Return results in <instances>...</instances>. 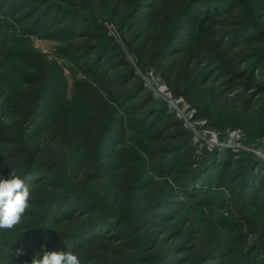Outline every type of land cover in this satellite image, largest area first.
<instances>
[{
	"label": "trees",
	"instance_id": "1",
	"mask_svg": "<svg viewBox=\"0 0 264 264\" xmlns=\"http://www.w3.org/2000/svg\"><path fill=\"white\" fill-rule=\"evenodd\" d=\"M98 1L108 2L109 5L115 1L117 6L129 11L127 22L120 24L119 30L131 28V24L140 26L138 38L147 35L145 42L150 45L147 57L155 65L159 62L169 69L163 73L172 93L187 98L198 109V116L208 118L222 138H227V130H231L228 129L229 122L225 124L219 114L216 116L213 111L203 107L199 94L204 92V87L217 80L227 83L230 90L219 87V91L225 94L224 99L227 95L231 96L226 106L233 101L236 109L244 114L253 107L257 97L264 95V0H136L134 5L133 0ZM31 3L43 4L46 8L27 15L26 20L31 22L28 28L30 33L52 28L58 38L83 39L84 42L75 46L74 52L88 57L87 72L109 80L114 86L111 90L114 101L126 113L138 115L145 110L141 118L144 128L153 131L175 118L170 114L167 103L156 101L147 91L134 68L115 72L116 63L112 65L111 51L116 46L113 47L109 39L105 43L94 42L96 32L100 31V27L94 26V18L84 15L75 7H64L61 0H0V15L3 13L5 17H10L15 11H28ZM110 13L113 22L118 21L114 9H110ZM234 18L243 22L232 24ZM250 21L254 24H249ZM228 23L232 25L226 26ZM126 46L132 50V42H126ZM152 51H156L153 56ZM0 62L3 63L0 67V166L5 165L9 169L2 177L7 178L15 170L28 183L32 194L48 186L56 190L33 204L39 211L34 214L37 218L22 226V229H29L30 234L18 239L16 248L23 251L31 248L33 251L41 250L52 229H55L53 241L50 245L46 243L47 247H53L52 251H71L78 257L86 253L84 264H94L97 256L92 255V251L101 242L115 241L123 247L130 245L131 237L119 236V231L127 224L134 223L132 232L139 234L158 226L164 229L170 222L175 225L171 231L166 229L158 234H140L143 238L147 235L145 239L151 243L152 255H132L108 247L106 255L99 256L98 262L138 264L155 260L158 255L153 250L159 245H168L170 238H185L186 243L180 249H169L170 256L154 263L180 264L181 260L176 257L195 250L189 243L195 242L196 237L195 234H185L182 227L175 228L178 214L186 202L172 200L174 192L191 201L201 196L204 199L211 197L218 191L229 192L245 205L264 209L263 159L246 150L237 153L230 149L215 150L207 153L196 168L183 170L192 166L187 158L192 149V134L180 130L182 142L171 150L159 152L157 157L163 166L171 167L169 173H177L176 185L161 199L154 200L147 209L135 215L126 212L123 198L130 197L139 203L148 197V188L134 186L126 192L123 187L111 182L114 174H110L109 164L101 162L108 159L104 154L110 140L109 131L117 132L116 145L124 144V120L110 115V128L98 134L88 132L90 126L86 125V120L82 121L77 116L71 119L70 115H66L63 122L57 123L58 120L49 116L46 108L47 94L50 92L47 82L41 80L39 88H33L20 100L7 89L9 82L15 79H10L3 68L9 65L14 73L26 76L25 84L31 85L33 76L25 74L23 69H16L8 56H2ZM137 64L142 71L146 67L142 56L138 57ZM192 65L201 68L191 74L186 68ZM256 112L263 122L264 105ZM177 122L182 126L181 122ZM246 125L245 122L241 124L244 129ZM259 128L264 129V124ZM263 137L261 133L247 132V146L260 149ZM58 172L62 173L64 184L53 182ZM105 179H109L105 190L113 192L112 200L108 201L111 205L108 211L104 209L101 191L95 190L97 196L89 187L91 183ZM63 202L62 208L68 206V209L62 212L59 205ZM58 210H61L59 216L56 215ZM218 253L219 247L215 246L202 260L209 264L207 260L214 259ZM237 260V264H260L252 250L242 253Z\"/></svg>",
	"mask_w": 264,
	"mask_h": 264
},
{
	"label": "rangeland",
	"instance_id": "2",
	"mask_svg": "<svg viewBox=\"0 0 264 264\" xmlns=\"http://www.w3.org/2000/svg\"><path fill=\"white\" fill-rule=\"evenodd\" d=\"M133 1L134 5L136 0ZM61 2L64 3V7H75L79 12L95 19L94 26L100 27V31L96 32V38L93 41L105 43L109 39L112 46H116L111 51L114 62L112 65L116 63L115 72H124L130 67L134 68L135 74L141 78L147 91L156 101L161 100L167 103L170 114L175 115V118L168 120L161 128L153 131L144 128L141 118L146 113L145 110L138 115L131 112L126 113L123 107L114 101L111 94L114 86L109 83V80L107 78L101 79L87 72L88 57H82L74 52L75 46L81 44L83 39L76 37L58 38L55 29L52 28L30 33L28 28H30L31 22L26 20L27 15L35 14L40 9L46 8V5L43 4L31 3L28 11L21 13L15 11L10 17H5L3 13L0 15V52L3 53L0 55V59L2 56H8L10 63L16 69H23L25 74L32 75L34 78L31 85L25 84L24 79L27 77L14 73L8 65L3 70L9 73L10 79L14 78L15 80L12 79L9 82L7 89L22 100L23 96L30 90L39 88V85L42 84L41 80L47 82V85L50 86L46 102L48 115L57 119V123L63 122L66 115H70L71 119L77 116L82 121L86 120V125L90 126L88 132L93 134L110 128L108 123L110 115H114L116 119L124 120L126 132L124 144L116 145L117 132L115 130L109 131L110 140L107 142V151L104 154V156H108V159L101 162L109 164L110 174H114L111 182L123 187L126 192L134 186L148 188V197L139 203L130 197L123 198V209L126 212L135 215L147 209L154 200L161 199L176 185L177 173H169L168 170L171 167L169 165L163 166L157 157L160 155L159 152L171 150L182 142L180 130L192 134V149L187 157L188 161L192 162V166L184 167L183 170L196 168L197 163L201 162L207 153L223 149H230L234 153L242 150L251 151L264 160V137L260 149L247 146V132L256 135L264 134V129L259 128L260 125L264 124V121L262 122L261 118L257 117L258 113L256 112L264 105V95L257 97L253 107L251 106L244 114L240 109H236L233 101L226 106V102H230L231 96L227 95V101H225V94L219 91V87L230 90L231 87L225 82L222 83L218 80L215 83L210 82L204 87V92L198 93L201 95V103L204 108L213 111L216 116L219 114L221 121H225V124L229 122L228 129L231 130H227V138H222L212 127L208 118L198 116V109L187 98L175 96L172 93L166 84L167 81L163 73L169 69L159 64L158 61V64L155 65L147 57L150 54V45L145 42L147 35L141 39L138 38L140 26L131 24V28H126L124 31L119 30L120 24L127 22L129 11H125L126 8L117 6L115 1L111 5L108 2L98 0H61ZM110 9H114L118 21L113 22L114 20L110 17ZM233 22L238 24L243 20L234 18L231 20L232 24ZM251 22L249 24H254ZM228 24L226 26L232 25ZM170 30H168V37ZM126 42H132V50L127 48ZM154 53L156 51H152L151 56ZM139 56L143 57L146 66L143 71L137 64ZM2 64L0 62V67ZM200 68L192 65L186 70L194 74ZM173 75H176V72H173ZM227 90L226 92H228ZM249 91L247 90V92ZM250 94L245 95L250 96ZM177 121L181 122L182 126H179ZM244 122L247 124L245 129L241 126ZM93 124H96L97 128ZM7 171L9 169L5 165L0 166V176H4ZM108 180L91 183L89 186L91 188L89 190L97 196L95 190L101 191L104 209L107 211L111 209L108 201L112 200L113 194L111 190H105ZM53 182L64 184L61 172L57 173ZM55 191L53 186H48L33 193L30 201L32 205L25 213L21 224L12 231L0 233V264H7L10 252L12 264H30L33 256L54 249L50 246L47 247V244L50 245L54 238L53 232L55 231L52 229L51 235L46 239L41 250L33 251L31 248L27 251L24 250V254L19 258L15 256L17 240L25 234H30L29 229H22V226L37 218L34 214L39 211L33 204L39 202L49 192ZM173 195L171 196L172 200H184L186 202L184 209L178 214V221H176L178 225L175 228L182 227L185 234H195L196 237L195 242L189 243L190 246H194L195 250L178 254L176 257V259L181 260L180 264H205V260L202 259L209 255L211 248L215 246L219 247V253L214 259L207 260L209 264H237L238 256L249 250L256 253L258 263L260 261V264H264V209L245 205L243 201L233 198L229 192L218 191L211 197L204 199L201 196L193 201L183 199V195L181 197L179 193L175 194L174 192ZM63 204L65 203L59 205L62 212L68 209V206L62 208ZM61 210H58L56 215L59 216ZM172 224L168 222L164 229L158 226L145 229L139 234L132 232L134 223L127 224L119 231V236L131 237L130 245L123 247L124 245L119 242L115 243V241L111 243L101 242L92 251V255L97 256L94 264H101L98 262L99 256H105L107 253L105 250L108 247L117 251L123 250L132 255L140 253L145 254L146 257L152 255L150 253L151 243L146 242L145 239L147 235L143 238L140 234H158L166 229L171 231L175 226ZM184 240L185 238L168 239V245L164 243V245H159L155 251L153 250V253L158 255L157 259L138 264H154L159 260H164L167 255L170 256L171 254L168 253L169 249L176 247L180 249L186 243ZM5 249H8L7 253ZM166 249L167 251H165ZM85 257L86 253L79 256L81 264H84Z\"/></svg>",
	"mask_w": 264,
	"mask_h": 264
},
{
	"label": "clouds",
	"instance_id": "3",
	"mask_svg": "<svg viewBox=\"0 0 264 264\" xmlns=\"http://www.w3.org/2000/svg\"><path fill=\"white\" fill-rule=\"evenodd\" d=\"M31 199L32 192L28 183L15 170L7 178L0 176V231H12L21 224L31 207ZM23 254V249H16V258ZM7 264H12L11 252ZM30 264H81V261L71 251H43L41 255L33 256Z\"/></svg>",
	"mask_w": 264,
	"mask_h": 264
}]
</instances>
